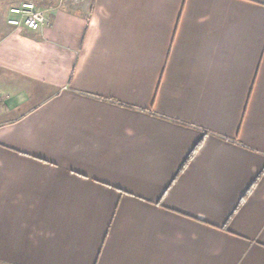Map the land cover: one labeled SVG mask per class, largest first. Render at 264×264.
<instances>
[{"label": "crops", "instance_id": "1", "mask_svg": "<svg viewBox=\"0 0 264 264\" xmlns=\"http://www.w3.org/2000/svg\"><path fill=\"white\" fill-rule=\"evenodd\" d=\"M45 14L0 21V264H264V0Z\"/></svg>", "mask_w": 264, "mask_h": 264}, {"label": "rangeland", "instance_id": "2", "mask_svg": "<svg viewBox=\"0 0 264 264\" xmlns=\"http://www.w3.org/2000/svg\"><path fill=\"white\" fill-rule=\"evenodd\" d=\"M23 0H0V21L6 18V13L13 6L19 5ZM37 6L46 11H54L56 9L62 8L71 12H76L78 14L89 16L94 7V0H33ZM27 87L33 93V102L31 105L36 104L47 96V91L42 86L34 84L31 82L27 83ZM2 99H0V104Z\"/></svg>", "mask_w": 264, "mask_h": 264}, {"label": "built area", "instance_id": "3", "mask_svg": "<svg viewBox=\"0 0 264 264\" xmlns=\"http://www.w3.org/2000/svg\"><path fill=\"white\" fill-rule=\"evenodd\" d=\"M46 23L45 12L33 0H23L19 5L9 9L8 24L12 27L38 32Z\"/></svg>", "mask_w": 264, "mask_h": 264}, {"label": "trees", "instance_id": "4", "mask_svg": "<svg viewBox=\"0 0 264 264\" xmlns=\"http://www.w3.org/2000/svg\"><path fill=\"white\" fill-rule=\"evenodd\" d=\"M199 146H200V145L198 144L197 147H196V150L199 148ZM192 155H193V153H192ZM192 155L189 157V159H191ZM189 159H188V161H189ZM186 164H187V163H186ZM185 166H186V165H185ZM185 166H184V167H185Z\"/></svg>", "mask_w": 264, "mask_h": 264}]
</instances>
